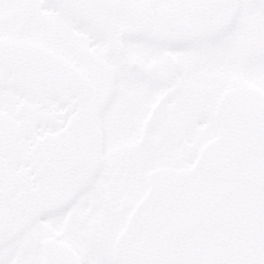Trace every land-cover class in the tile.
<instances>
[{
    "label": "snow or ice",
    "instance_id": "obj_1",
    "mask_svg": "<svg viewBox=\"0 0 264 264\" xmlns=\"http://www.w3.org/2000/svg\"><path fill=\"white\" fill-rule=\"evenodd\" d=\"M0 264H264V0H0Z\"/></svg>",
    "mask_w": 264,
    "mask_h": 264
}]
</instances>
